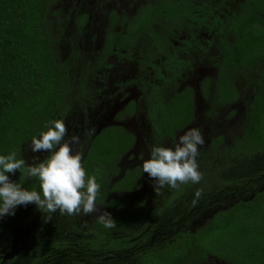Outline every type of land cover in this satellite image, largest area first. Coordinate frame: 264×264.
<instances>
[{"label":"flooded vegetation","instance_id":"obj_1","mask_svg":"<svg viewBox=\"0 0 264 264\" xmlns=\"http://www.w3.org/2000/svg\"><path fill=\"white\" fill-rule=\"evenodd\" d=\"M246 2L50 1L47 25L65 87L48 118L42 116L30 129L46 131L50 121L63 120L67 135L62 142L79 138L70 144L73 154L83 153L87 175L100 185L97 205L107 212L112 208L114 218L118 212L128 218L122 220L126 227L115 220L117 227L107 229L108 246L98 243L92 253L82 242L97 234L99 213L44 214L36 207L21 220L25 223L1 236L0 264H47L41 259L49 257L145 264L151 254L178 247L181 240L204 238L199 233L218 222V216L264 192V148L246 154L240 144L264 62L235 65L227 58L231 44L225 37L228 19L242 15ZM214 16L219 27L213 25ZM256 16L264 19L259 12ZM192 128L205 141L196 158L203 179L175 189L165 186L157 195L143 161L153 146L174 147ZM33 137L20 152L27 166L49 155L32 152ZM27 150L32 163L24 157ZM197 189L203 195L193 204ZM37 237L57 246L40 253ZM13 247L17 254L4 259ZM189 262L234 264L208 250L194 253Z\"/></svg>","mask_w":264,"mask_h":264},{"label":"trees","instance_id":"obj_2","mask_svg":"<svg viewBox=\"0 0 264 264\" xmlns=\"http://www.w3.org/2000/svg\"><path fill=\"white\" fill-rule=\"evenodd\" d=\"M50 1L0 0V155L16 151L17 158H22V144L43 132L40 127L30 129L31 125L40 121L42 116L47 117L48 110L57 104L58 91H62L65 85L47 25ZM257 12L264 14V0H247L245 12L228 19L229 33L225 37L228 36L231 46L227 58L235 65L243 61L248 64L254 59L264 62V19L257 17ZM215 17L213 25L219 27ZM248 106L240 144L246 154H252L258 146L264 148V69L253 101ZM7 175L12 182L20 183L29 191H40L38 178L25 180L19 170ZM35 212L36 205L30 203L17 206L14 215L0 218V241L7 229L25 223L21 220L30 218ZM108 212L114 213L112 208H108ZM218 217V222L199 233L204 238H197L193 243L181 240L178 247L151 254L145 264H187L194 253L206 250L234 264H264V192L257 194L253 201L240 203ZM124 218L128 216L120 212L113 217L126 227L122 222ZM95 232L97 234L82 242L87 252L99 249L98 243L103 248L109 244L107 228L100 224ZM77 244L81 247L80 243ZM34 245L42 253L53 251L57 243L37 237ZM65 246H68L67 241H64ZM41 260L47 264L67 261L85 264L54 257ZM84 261L91 264L94 260L86 258Z\"/></svg>","mask_w":264,"mask_h":264},{"label":"clouds","instance_id":"obj_3","mask_svg":"<svg viewBox=\"0 0 264 264\" xmlns=\"http://www.w3.org/2000/svg\"><path fill=\"white\" fill-rule=\"evenodd\" d=\"M45 127L47 130L31 141L32 152L49 153L42 162L26 166L24 159L17 158L16 151L0 155V218L14 215L17 206L32 203L44 214L57 211L62 215L99 213L98 223L107 229L116 228L117 222L111 214L96 203L100 185L94 175H87L82 165L83 153L73 154L70 144L79 143V138L72 136L70 142H62L67 135L63 120H52ZM204 143L200 130L192 128L179 136L174 147H152L150 158L143 161L142 167L154 181L152 186L157 195L165 186L175 189L180 184L200 183L203 176L196 158L199 146ZM17 170L23 173L25 180L38 178L40 191H29L20 183L12 182L7 174ZM202 195L203 190L197 189L192 203Z\"/></svg>","mask_w":264,"mask_h":264},{"label":"water","instance_id":"obj_4","mask_svg":"<svg viewBox=\"0 0 264 264\" xmlns=\"http://www.w3.org/2000/svg\"><path fill=\"white\" fill-rule=\"evenodd\" d=\"M17 254V250L15 247L12 248V250L5 256L4 259H11Z\"/></svg>","mask_w":264,"mask_h":264},{"label":"rangeland","instance_id":"obj_5","mask_svg":"<svg viewBox=\"0 0 264 264\" xmlns=\"http://www.w3.org/2000/svg\"><path fill=\"white\" fill-rule=\"evenodd\" d=\"M28 152H29V150H27L26 153L24 154L25 159H29V155L27 154ZM30 162L32 163L33 160L29 159V163Z\"/></svg>","mask_w":264,"mask_h":264}]
</instances>
